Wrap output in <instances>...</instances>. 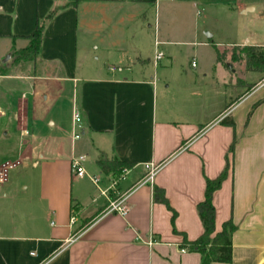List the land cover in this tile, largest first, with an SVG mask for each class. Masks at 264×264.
Instances as JSON below:
<instances>
[{"label":"crops","instance_id":"0c3cea01","mask_svg":"<svg viewBox=\"0 0 264 264\" xmlns=\"http://www.w3.org/2000/svg\"><path fill=\"white\" fill-rule=\"evenodd\" d=\"M215 2L0 0V165L18 163L0 185V264H200V255L181 245L184 237L192 242L202 234L196 206L205 180L221 174L226 157L227 178L212 196L215 233L231 221L230 264H264V102L247 119L264 89L231 106L221 102L209 120L205 112H192L188 101L196 111L203 106L202 84L211 67L201 68L200 77H173L175 48L216 54L223 44L211 34L201 40L196 28L180 30L178 40L169 32L160 36L157 23L160 14L180 18ZM41 22L35 59L14 64V52L27 46ZM157 53L162 57L155 61ZM210 64L223 68L216 59ZM234 75L230 71L228 85L213 79L207 93L223 98L229 86L237 98ZM64 95L71 113L65 128ZM73 109L80 116L75 141ZM225 118L233 128L220 124ZM100 154L131 168L116 180L98 169ZM78 156L86 158L83 178L71 172V158ZM146 166L157 170L143 184ZM88 176L98 179L97 187ZM153 187L164 191L176 213L173 224L172 213L154 202ZM117 201H123L124 216L107 213L109 202Z\"/></svg>","mask_w":264,"mask_h":264},{"label":"rangeland","instance_id":"374dc122","mask_svg":"<svg viewBox=\"0 0 264 264\" xmlns=\"http://www.w3.org/2000/svg\"><path fill=\"white\" fill-rule=\"evenodd\" d=\"M215 3L217 6L209 8L198 6L188 11L187 14L183 12L184 16L180 18L175 15L177 13L173 12L172 14L164 16L160 14L159 21L158 19L156 20L158 21L160 36L163 33L169 32V34L172 33L173 40H178L183 38V36H181L182 34L179 35L178 33L180 30L185 28L188 34L189 31L196 28L199 37L202 38L201 40H204L205 33H209L213 36L212 41L223 44L218 48L220 61L223 63L221 64L223 65V70L218 65L212 67L210 64V60L216 59V54L213 49H193L191 47H176V59L169 67V72L173 77H178L179 73H185L189 78H195V76L200 77L199 70L201 68L207 69L211 67L207 79L203 81L202 84L201 92L203 93V100H201V104L203 106L199 107L200 109L198 108L196 111L194 100L189 99L188 101L192 112H205L204 115L206 114V120L215 116L220 108L221 102L223 107L230 104L232 105V101L237 102L244 95L258 89H264V87L259 88L260 83L264 81V73L255 74L252 71H247L245 67V57L241 53L243 45H240H264V0H216ZM241 9L245 11L249 9V11L246 12L247 14L242 13L241 15L240 13L244 11ZM250 9L252 10L250 11ZM151 25L153 30L154 20H151ZM261 50L264 52V49ZM165 65L166 59L159 63L157 72L160 73L162 67ZM149 67L151 68V64ZM230 71L235 73L232 77V84L238 86L239 96L237 98L232 96L233 94H231L229 86L227 94L223 98H219V96L216 98L210 96L209 93H207L208 83H213V79H215L216 82L222 81L223 85H228L227 78L230 76ZM64 97L65 99L60 105V110L62 115H64L62 124L65 128L68 120L67 117H69L71 113L67 100L69 96L64 95ZM237 141L236 139L235 146ZM17 172L18 171L13 172V174ZM91 194H93V191H91ZM8 205L7 203L5 204L4 210L7 209ZM0 213H2V211Z\"/></svg>","mask_w":264,"mask_h":264},{"label":"trees","instance_id":"16d2710c","mask_svg":"<svg viewBox=\"0 0 264 264\" xmlns=\"http://www.w3.org/2000/svg\"><path fill=\"white\" fill-rule=\"evenodd\" d=\"M53 14H50L46 21H49L52 18ZM45 22L37 23L36 28L33 33L27 37L28 44L25 48L14 52L13 54V63H31L38 54L42 41V32L44 29ZM264 48L253 47V46H244L242 47L241 53L245 57V67L247 71H252L256 73H264V52L261 50ZM216 60L220 61V56L216 52ZM264 99L256 103L250 113L248 114L247 119L250 117L251 112L258 106L263 103ZM220 124L222 126L234 127L233 122L230 119H223ZM235 138L231 143L228 154L232 155L235 147ZM96 165L101 173L105 175H111L114 179H119L124 170L131 168V165L128 163H122L114 157H107L104 154H100L96 160ZM229 169L228 158L226 157V167L221 172V174L213 179L205 180V191L203 200L197 204L196 212L202 226V234L194 241L189 242L183 238L182 247L185 248L190 253H197L200 255L201 263L200 264H211V263H222L230 264L231 262V236L235 231V226L231 221L225 222L222 225L221 231L215 233L214 229V207L212 205V196L214 192L220 189L222 183L227 178ZM153 200L156 203H160L166 207L168 211L172 213L171 223L173 224L176 217V213L172 211L169 207L165 196L164 191L153 187ZM173 234H176V231L173 229Z\"/></svg>","mask_w":264,"mask_h":264},{"label":"built area","instance_id":"2783aa9c","mask_svg":"<svg viewBox=\"0 0 264 264\" xmlns=\"http://www.w3.org/2000/svg\"><path fill=\"white\" fill-rule=\"evenodd\" d=\"M162 57L161 53L155 54V61H158ZM264 87V81L260 83L259 88ZM80 137V116L77 113L75 109L72 111V126H71V139L72 141L77 140ZM85 156H78V157H72L70 161V167L72 174L77 178H83L86 177V171L83 168V163L85 162ZM18 166V163H5L0 165V185L5 183L8 179L9 173L14 170ZM146 170H148L146 176L142 180L143 184L150 183L156 173L157 168L152 166H146ZM127 170H124L120 176L119 179L124 178L126 175ZM92 184L97 187L98 185V179L96 177H90L88 176ZM116 186V180L112 181L111 183V189H113ZM102 196H104V192L100 193ZM123 201H117V202H109V208L107 210V213H115L119 216H124L126 213L125 207L122 205ZM75 222V218H71V223ZM184 252V251H182Z\"/></svg>","mask_w":264,"mask_h":264},{"label":"water","instance_id":"95a60500","mask_svg":"<svg viewBox=\"0 0 264 264\" xmlns=\"http://www.w3.org/2000/svg\"><path fill=\"white\" fill-rule=\"evenodd\" d=\"M251 10H252V9H250V11H251ZM247 11H249V9H247L246 12H247ZM246 12H245V13H246ZM205 37H206L207 39H210V38H211V35H210L209 33H206V34H205Z\"/></svg>","mask_w":264,"mask_h":264}]
</instances>
